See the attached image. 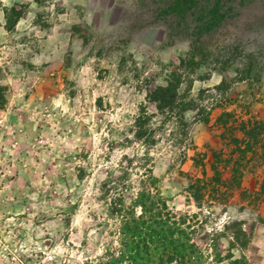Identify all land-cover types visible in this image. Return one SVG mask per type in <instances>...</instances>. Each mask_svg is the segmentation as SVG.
<instances>
[{
  "label": "rangeland",
  "instance_id": "obj_1",
  "mask_svg": "<svg viewBox=\"0 0 264 264\" xmlns=\"http://www.w3.org/2000/svg\"><path fill=\"white\" fill-rule=\"evenodd\" d=\"M142 193L186 264H264V0H0V264H109Z\"/></svg>",
  "mask_w": 264,
  "mask_h": 264
},
{
  "label": "trees",
  "instance_id": "obj_2",
  "mask_svg": "<svg viewBox=\"0 0 264 264\" xmlns=\"http://www.w3.org/2000/svg\"><path fill=\"white\" fill-rule=\"evenodd\" d=\"M182 1L184 2V0ZM202 31L203 29L200 28L196 33L198 39L204 36ZM195 58V53L189 58L190 69H194ZM222 84L223 82L218 88H221ZM180 85V77L173 73L167 79V85L160 86L154 93V100L158 103V107L167 110L170 116L185 114L191 108H196L193 98L188 100L178 98ZM223 116H226L227 119L223 121L220 119L219 123L223 127H227L230 114L225 112ZM143 193L134 202L142 207L141 214L135 215L128 211L123 217L120 230L123 249L118 257L111 259L109 264H122L123 262H130L131 264H169L174 257H177L178 263L186 264L187 258L191 257L193 253H188V247L180 237L181 234H185L184 231L177 229L176 223L170 222L160 215V212L156 214L155 203L147 207L146 203L142 201L143 198L139 200L140 196L143 197ZM120 198L116 197L118 201H120ZM158 204L160 203L158 202ZM194 260L198 264V259ZM195 261L190 260V264Z\"/></svg>",
  "mask_w": 264,
  "mask_h": 264
}]
</instances>
